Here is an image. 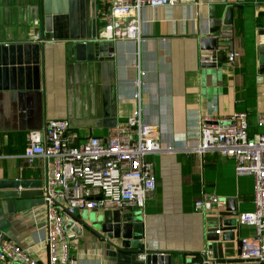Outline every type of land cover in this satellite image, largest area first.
Here are the masks:
<instances>
[{"label":"crops","instance_id":"obj_1","mask_svg":"<svg viewBox=\"0 0 264 264\" xmlns=\"http://www.w3.org/2000/svg\"><path fill=\"white\" fill-rule=\"evenodd\" d=\"M40 1L0 0V43L22 46L13 52L12 62L11 53H0V180H41L43 185L44 162L37 160L28 165L20 156L30 131L43 130L49 121L67 122L69 42L41 39ZM227 9L231 10V37L217 38L214 52L201 50V38L220 34ZM102 11L97 2L93 15L98 28L107 25ZM34 22L37 25L32 27ZM140 22L144 41L139 44L131 40H107L104 31L98 36L108 45L112 59L108 62L109 87L105 90L113 99L112 109L107 105L105 114L115 124L110 126L113 121H103L101 117L92 127L69 129L78 145L90 137L105 139L110 129L130 116L136 62L144 72L142 120L157 127L161 145H193L203 119L239 112L246 115L252 135L264 132L256 124L258 114L264 113V71L260 66L264 0H197L195 4L144 7ZM83 27L85 32L91 29L86 24ZM31 28L40 42L35 43L36 50L26 52L24 44L30 42L23 35ZM229 51L236 55L231 67L225 63ZM202 54H211L215 64H201ZM150 160L156 183L154 192L143 210L128 208L126 213L121 212L136 214L144 251L169 253L171 264H202V254L207 255L205 261L209 264H261L241 260L236 254L214 260L207 249L209 229L220 230L217 214L225 209L224 199L236 201L239 239L255 234L253 227L237 222L239 214L254 209L253 180L238 177L232 159L217 153L197 157L181 152L154 155ZM207 194L216 196L223 205L200 216L194 210V202ZM31 204L30 200L2 203L0 243L11 242L21 248L32 245L30 251L37 264H46V250L39 244L47 232L42 204ZM92 212L102 211L85 213L89 216ZM75 221L79 226L71 228L81 233L72 241L70 254L76 264H117L107 256L103 243L88 231L82 232L79 221L76 218ZM261 241L264 243V235Z\"/></svg>","mask_w":264,"mask_h":264},{"label":"built area","instance_id":"obj_2","mask_svg":"<svg viewBox=\"0 0 264 264\" xmlns=\"http://www.w3.org/2000/svg\"><path fill=\"white\" fill-rule=\"evenodd\" d=\"M97 2L107 22L104 38L111 41L131 40L139 44L144 41L140 35V14L144 7L195 4L197 0ZM36 25L37 22H34L32 27ZM23 37L26 42H40L32 28ZM235 57V53L229 51L225 63L231 67ZM199 62L215 64V59L211 54H202ZM133 66L137 73L132 83L133 109L123 124L108 131L105 139L90 137L84 143L73 146V137L63 120L49 121L43 130L27 134L20 157L28 165L42 160L46 169L41 199L47 232L39 243L46 250V264H76L75 257L70 254L76 235L68 222L77 226L75 217L81 212L118 210L126 213L128 208L143 210L156 184L150 157L181 152L197 157L217 153L234 161L238 177L252 178L254 209L239 214L237 222L253 227L255 234L241 239L239 259L264 264V243L261 241L264 235V132L250 135L247 117L239 112L223 118L203 119L193 145H161L157 127L142 120L144 72L138 62ZM256 124L258 128H264V113L258 114ZM222 205L216 196L207 194L194 202V210L204 216ZM215 234H220V230L217 229ZM31 248L32 245L21 248L11 242L0 243V264H37ZM145 257V254H140L137 259L144 261Z\"/></svg>","mask_w":264,"mask_h":264},{"label":"water","instance_id":"obj_3","mask_svg":"<svg viewBox=\"0 0 264 264\" xmlns=\"http://www.w3.org/2000/svg\"><path fill=\"white\" fill-rule=\"evenodd\" d=\"M97 0H41L40 37L42 40H66L67 45V124L68 129H86L92 127L95 120L113 121L105 114V108L112 109V98L106 89L109 87V71L111 57L108 55V45L98 39L104 28H98L93 13L95 14ZM1 7V2H0ZM92 11L90 14L89 8ZM86 10V11H84ZM89 25L86 30L83 26ZM231 10L227 9L222 21L218 37H204L200 39L201 50L214 52L218 39L224 40L231 37ZM26 52L37 49V44L26 43ZM42 48V44L40 46ZM22 46H13L0 43V53H11L21 49ZM17 49V50H14ZM24 49V48H23ZM261 69L264 71V47H261ZM19 58V56H17ZM208 66V65H207ZM213 66V64H209ZM4 72V69L2 70ZM5 76V73H3ZM111 94V93H110ZM112 116V115H111ZM83 120L81 124L79 122ZM98 124V123H97ZM77 146V139L72 143ZM41 180H0V206L5 200L24 201L30 200L31 205L42 204ZM225 209L217 214V226L221 236L216 235L215 229H209L207 234V249L214 260L223 259L224 256L240 255L242 241L239 239L235 217L237 216L236 201L224 199ZM90 215L93 221L76 219L81 228L96 236L102 243L107 256L117 264H171L169 253L144 251L141 243L140 225L136 214H122L118 210H105ZM228 218V219H224ZM72 226V222H68ZM76 236L80 230L72 227ZM1 231V230H0ZM2 239V237H1ZM3 241V240H1ZM145 254L143 262H137V255ZM203 260L207 255L202 254ZM189 264V262L187 263Z\"/></svg>","mask_w":264,"mask_h":264},{"label":"rangeland","instance_id":"obj_4","mask_svg":"<svg viewBox=\"0 0 264 264\" xmlns=\"http://www.w3.org/2000/svg\"><path fill=\"white\" fill-rule=\"evenodd\" d=\"M80 215H81V220L82 221H86V222H90V223L93 221V217L90 214L88 216L87 213L82 212V213H80ZM83 231H87V228L85 226H83L82 232ZM81 236H83V233L81 234Z\"/></svg>","mask_w":264,"mask_h":264},{"label":"trees","instance_id":"obj_5","mask_svg":"<svg viewBox=\"0 0 264 264\" xmlns=\"http://www.w3.org/2000/svg\"><path fill=\"white\" fill-rule=\"evenodd\" d=\"M250 135H252L250 132H249Z\"/></svg>","mask_w":264,"mask_h":264}]
</instances>
